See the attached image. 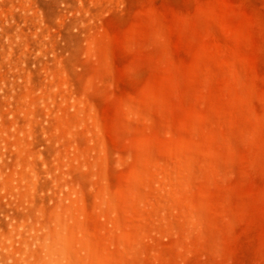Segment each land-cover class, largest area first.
<instances>
[{
  "label": "rangeland",
  "instance_id": "374dc122",
  "mask_svg": "<svg viewBox=\"0 0 264 264\" xmlns=\"http://www.w3.org/2000/svg\"><path fill=\"white\" fill-rule=\"evenodd\" d=\"M0 264H264V0H0Z\"/></svg>",
  "mask_w": 264,
  "mask_h": 264
},
{
  "label": "bare ground",
  "instance_id": "6f19581e",
  "mask_svg": "<svg viewBox=\"0 0 264 264\" xmlns=\"http://www.w3.org/2000/svg\"><path fill=\"white\" fill-rule=\"evenodd\" d=\"M215 173V172H214ZM188 215V214H187ZM188 219V218H187ZM201 219V218H200Z\"/></svg>",
  "mask_w": 264,
  "mask_h": 264
}]
</instances>
